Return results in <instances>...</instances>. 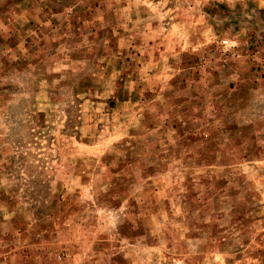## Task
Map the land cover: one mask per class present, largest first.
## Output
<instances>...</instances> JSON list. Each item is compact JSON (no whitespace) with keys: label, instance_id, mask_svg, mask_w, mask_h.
<instances>
[{"label":"rangeland","instance_id":"obj_1","mask_svg":"<svg viewBox=\"0 0 264 264\" xmlns=\"http://www.w3.org/2000/svg\"><path fill=\"white\" fill-rule=\"evenodd\" d=\"M0 264H264V0H0Z\"/></svg>","mask_w":264,"mask_h":264}]
</instances>
